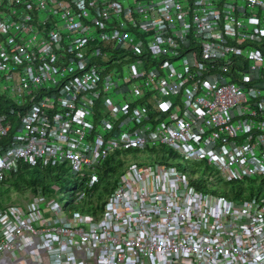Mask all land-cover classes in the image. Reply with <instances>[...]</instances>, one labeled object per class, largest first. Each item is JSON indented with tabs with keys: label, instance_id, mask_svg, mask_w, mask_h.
<instances>
[{
	"label": "built area",
	"instance_id": "built-area-1",
	"mask_svg": "<svg viewBox=\"0 0 264 264\" xmlns=\"http://www.w3.org/2000/svg\"><path fill=\"white\" fill-rule=\"evenodd\" d=\"M0 95V184L76 204L0 206V264H264V0H0Z\"/></svg>",
	"mask_w": 264,
	"mask_h": 264
},
{
	"label": "rangeland",
	"instance_id": "rangeland-1",
	"mask_svg": "<svg viewBox=\"0 0 264 264\" xmlns=\"http://www.w3.org/2000/svg\"><path fill=\"white\" fill-rule=\"evenodd\" d=\"M149 154L148 151H144ZM149 157V156H148ZM179 158V160L177 159ZM127 161H133L132 155H127ZM155 160H164L169 161L174 169L178 168L182 172L186 170L188 173L201 182H206V184L211 185L213 180L204 179V169L196 162L192 160H182L183 158L177 152H170L168 148H165L163 151L159 150L157 154L154 155ZM173 159V160H172ZM120 166L124 165L122 162H117ZM39 170L29 169L25 171L21 177L18 178V182L24 191L23 195L17 194V189L15 188V184H11L10 188L5 189L9 184L1 182L2 189L0 190V197L2 199L1 203H4L1 206L7 205L9 203H18L24 205L28 202L32 193L34 192L30 187L33 180L41 181L45 180V195L49 197L48 199H54L57 203L62 206H68L70 209L76 208V204H74L71 200H69V194L74 189L73 180L67 172V168L61 167L60 172L58 173L54 169H50L46 167L43 163L38 166L35 165ZM24 178L27 183L24 182ZM244 183V190L247 195H251V193H258V188L254 187L253 189ZM232 192V190H231ZM264 193V190H263Z\"/></svg>",
	"mask_w": 264,
	"mask_h": 264
},
{
	"label": "trees",
	"instance_id": "trees-1",
	"mask_svg": "<svg viewBox=\"0 0 264 264\" xmlns=\"http://www.w3.org/2000/svg\"><path fill=\"white\" fill-rule=\"evenodd\" d=\"M3 2V1H2ZM4 15V13H3ZM10 107H13L11 105V99H9V97H6L4 95H0V114L6 112V110ZM9 118L11 120H13V123H16L15 121V115H11V114H8ZM114 160H115V156H110L106 161H105V168H104V171H103V175H102V179H103V183L105 184V181L107 180L106 179V174H112V175H115L117 174L121 167L120 166H114L113 163H114ZM29 169H33V170H39L37 167H26L24 168L23 170H21L19 173H17L15 176H13L12 178H9L8 180L4 181L3 183H8L9 185L7 187H5V189H8L10 188V186H12L11 184H15V188L17 189V194L19 195H23L24 194V191L22 189V186H20L19 182H18V178L21 177L23 175V173L25 171H28ZM24 182L27 183L26 179L24 178ZM255 184L254 181H252L251 183H249V186L250 187H253V185ZM110 183H106L105 184V190L108 189ZM45 180H41L40 182L37 181V180H33L32 181V184H31V189L33 191H35L37 188H45ZM2 185L0 184V190L2 189ZM234 188L237 190L236 192V196H239V197H243L244 195L242 194V191H243V187L238 185V184H234ZM102 197V196H100ZM2 199L0 197V206L3 205L4 203H1Z\"/></svg>",
	"mask_w": 264,
	"mask_h": 264
}]
</instances>
